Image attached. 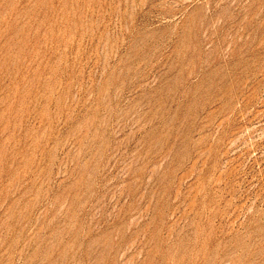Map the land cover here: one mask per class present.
Returning a JSON list of instances; mask_svg holds the SVG:
<instances>
[{
  "label": "rangeland",
  "instance_id": "374dc122",
  "mask_svg": "<svg viewBox=\"0 0 264 264\" xmlns=\"http://www.w3.org/2000/svg\"><path fill=\"white\" fill-rule=\"evenodd\" d=\"M0 264H264V0H0Z\"/></svg>",
  "mask_w": 264,
  "mask_h": 264
}]
</instances>
